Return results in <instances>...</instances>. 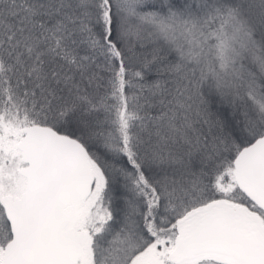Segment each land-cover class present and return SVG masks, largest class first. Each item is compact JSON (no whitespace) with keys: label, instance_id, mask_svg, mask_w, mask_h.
I'll use <instances>...</instances> for the list:
<instances>
[{"label":"snow or ice","instance_id":"6c2138e0","mask_svg":"<svg viewBox=\"0 0 264 264\" xmlns=\"http://www.w3.org/2000/svg\"><path fill=\"white\" fill-rule=\"evenodd\" d=\"M0 264H264V0H0Z\"/></svg>","mask_w":264,"mask_h":264}]
</instances>
